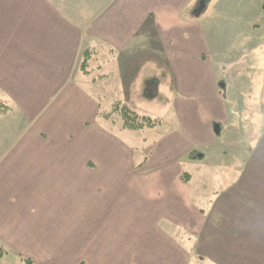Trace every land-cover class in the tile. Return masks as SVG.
Wrapping results in <instances>:
<instances>
[{"label":"crops","instance_id":"0c3cea01","mask_svg":"<svg viewBox=\"0 0 264 264\" xmlns=\"http://www.w3.org/2000/svg\"><path fill=\"white\" fill-rule=\"evenodd\" d=\"M196 1L0 0L4 253L34 264H264V128L223 135L221 151L230 111ZM150 32L177 116L137 162L103 125L79 66L92 45L125 53ZM260 96L264 112V85Z\"/></svg>","mask_w":264,"mask_h":264},{"label":"rangeland","instance_id":"374dc122","mask_svg":"<svg viewBox=\"0 0 264 264\" xmlns=\"http://www.w3.org/2000/svg\"><path fill=\"white\" fill-rule=\"evenodd\" d=\"M244 4L249 8L244 9ZM262 4L264 2L259 0L240 3H231L230 0H198L191 7L193 12L198 11L209 33L212 50L210 56L219 78L218 86L227 98L230 119L225 127H231L232 131H224L218 143L221 151L228 153L229 147L224 146V139L229 138V135L237 139L241 132L243 138L253 137L255 131V135H258L264 128V112L260 102L264 85ZM233 5L236 7L231 9ZM141 36L125 53H117L104 45H92L86 49L92 52L87 69L83 71L81 63L79 66L82 74L90 76L84 80V86L100 103L103 125L128 146L134 147L137 162H140L141 149L146 147V142H152L156 134L169 131L177 116L173 109L177 99L175 80L165 61L157 56L163 53L158 39L153 32L146 38ZM123 106L139 116L158 119L165 127L155 131L124 130L121 128ZM232 145L237 149L235 143ZM219 156L216 159L222 160V156ZM205 158L204 164H195L201 171L207 170L205 163L212 160L209 155ZM220 172L212 173V178L220 176L223 179L222 186L218 182L214 183L217 188L225 185V178ZM203 185L209 187L206 181ZM209 192L207 196L213 198L212 190ZM24 260L28 259H18L6 252L0 256V264H26ZM196 262L192 258L191 264Z\"/></svg>","mask_w":264,"mask_h":264},{"label":"trees","instance_id":"16d2710c","mask_svg":"<svg viewBox=\"0 0 264 264\" xmlns=\"http://www.w3.org/2000/svg\"><path fill=\"white\" fill-rule=\"evenodd\" d=\"M91 57H92L91 51L86 50L83 53L82 62H81V68L83 71L87 69V66L89 64ZM222 95H223V92H222ZM121 113H122L121 128L124 130L141 131L143 129H152V128L162 125V122L159 121L158 119H153L148 116H139L135 114L133 111H131L127 106H123L121 108ZM101 117H102V113H100V118ZM0 253H1L0 256L4 255V252L2 249H0ZM24 261L26 264H33V262L30 259L24 260Z\"/></svg>","mask_w":264,"mask_h":264}]
</instances>
